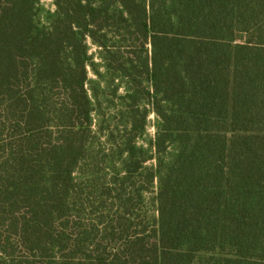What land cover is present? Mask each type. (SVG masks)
Returning <instances> with one entry per match:
<instances>
[{"label": "trees", "instance_id": "trees-1", "mask_svg": "<svg viewBox=\"0 0 264 264\" xmlns=\"http://www.w3.org/2000/svg\"><path fill=\"white\" fill-rule=\"evenodd\" d=\"M53 5L0 0V264H264V0Z\"/></svg>", "mask_w": 264, "mask_h": 264}, {"label": "rangeland", "instance_id": "rangeland-1", "mask_svg": "<svg viewBox=\"0 0 264 264\" xmlns=\"http://www.w3.org/2000/svg\"><path fill=\"white\" fill-rule=\"evenodd\" d=\"M42 4L45 6L48 10H54L53 0H41ZM93 52H95V49H92ZM150 121V127H149V134L151 136H154L155 129H154V123L156 122V116L154 114H151L149 117Z\"/></svg>", "mask_w": 264, "mask_h": 264}]
</instances>
